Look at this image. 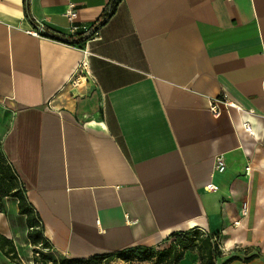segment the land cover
<instances>
[{
    "label": "crops",
    "instance_id": "crops-1",
    "mask_svg": "<svg viewBox=\"0 0 264 264\" xmlns=\"http://www.w3.org/2000/svg\"><path fill=\"white\" fill-rule=\"evenodd\" d=\"M111 1L0 0V154L48 258L125 264L116 255L199 228L219 237L220 264H264V148L238 111L209 112L225 93L264 134V0H122L96 31ZM70 4L89 33L71 36ZM0 205V237L23 261L26 218L17 200ZM179 264H200L198 252Z\"/></svg>",
    "mask_w": 264,
    "mask_h": 264
},
{
    "label": "trees",
    "instance_id": "trees-1",
    "mask_svg": "<svg viewBox=\"0 0 264 264\" xmlns=\"http://www.w3.org/2000/svg\"><path fill=\"white\" fill-rule=\"evenodd\" d=\"M120 2H122V0H112L109 3L106 11L98 22L99 24L96 27V31L108 23V20L115 14ZM27 16L30 18L28 9ZM76 36L78 37L79 35L77 34ZM64 41L71 45H81L85 42V39L79 38L78 40H75L74 38H71L65 39ZM4 197H11L18 201L19 214L26 218V224L29 229L28 240L31 246L33 247L42 244L44 248H50L49 242H47L44 237L40 216H38L34 207L29 201H27L24 187L20 184L14 169H12L6 157L3 154H0V201ZM1 208L2 205H0V209ZM171 238L174 239V242L170 248L159 253L160 258L158 264H179L186 252L193 251L198 252L200 264H220L222 260L223 255L220 249L221 243L217 235L205 233L199 228H192V230L189 231L172 234L170 236V239ZM0 250H2L6 256H17L16 249H14L12 242L5 239L3 236L0 237ZM49 258L43 256L44 260ZM253 259V257H249L246 261ZM237 260H240V258L237 256H230L221 264H231ZM103 261H107V258L97 257L81 261L68 259L63 261L53 260L55 264H102L104 263Z\"/></svg>",
    "mask_w": 264,
    "mask_h": 264
},
{
    "label": "built area",
    "instance_id": "built-area-1",
    "mask_svg": "<svg viewBox=\"0 0 264 264\" xmlns=\"http://www.w3.org/2000/svg\"><path fill=\"white\" fill-rule=\"evenodd\" d=\"M227 2H231L232 0H226ZM69 10L66 13V18L68 21L70 34L72 37H75L79 33L87 34L91 31V28L87 25L80 24L77 22V9L75 5L70 4L68 6ZM31 34L35 37H43L41 31H32ZM81 72L76 76V78L71 82L73 86H77L81 83L83 79H85V76L83 75L84 72L87 75L86 71V64L81 65ZM235 110L238 111L241 114L242 118V126L243 129L247 132L249 137L256 141V145L264 148V134L261 137V139H258V132L254 130L253 124L257 120V116L254 114L253 111H245L243 110L238 104L233 102L227 94L223 93L218 98H212L209 101V112L211 115H213L215 118H220L221 114L224 110ZM214 170L218 173H223L226 170V164L224 163L223 156L216 157L214 161ZM249 170V168L247 169ZM216 187L212 184L208 185L206 188V191L212 192L215 191ZM242 215L246 216L249 213V210L247 209L246 205H243L242 207ZM234 226H238V223H235ZM32 261L31 264H55L52 259H43V256H47L51 250V248H44L42 244L38 246L32 247ZM222 254V245L220 247Z\"/></svg>",
    "mask_w": 264,
    "mask_h": 264
},
{
    "label": "rangeland",
    "instance_id": "rangeland-1",
    "mask_svg": "<svg viewBox=\"0 0 264 264\" xmlns=\"http://www.w3.org/2000/svg\"><path fill=\"white\" fill-rule=\"evenodd\" d=\"M80 84H78L77 86H73V84H71V87L76 90V88H79ZM173 242V238L167 240L160 250H142L135 248L127 252L120 253L119 255H116V257L125 264H158L160 258L159 253L170 248ZM31 261L32 255L29 257H23L22 261L18 255L6 256L3 252H0V264H31Z\"/></svg>",
    "mask_w": 264,
    "mask_h": 264
}]
</instances>
